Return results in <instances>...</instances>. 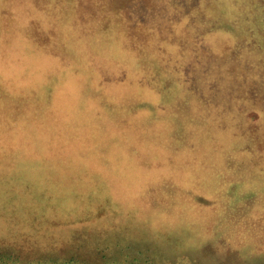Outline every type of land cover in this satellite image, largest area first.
<instances>
[{
  "label": "rangeland",
  "instance_id": "374dc122",
  "mask_svg": "<svg viewBox=\"0 0 264 264\" xmlns=\"http://www.w3.org/2000/svg\"><path fill=\"white\" fill-rule=\"evenodd\" d=\"M263 11L0 0V251L264 264Z\"/></svg>",
  "mask_w": 264,
  "mask_h": 264
},
{
  "label": "trees",
  "instance_id": "16d2710c",
  "mask_svg": "<svg viewBox=\"0 0 264 264\" xmlns=\"http://www.w3.org/2000/svg\"><path fill=\"white\" fill-rule=\"evenodd\" d=\"M261 16L262 19H264V11L262 12ZM50 260L42 261L40 259L34 258L22 259L21 256L16 253L0 251V264H88L85 261L79 259L78 257H69L62 260Z\"/></svg>",
  "mask_w": 264,
  "mask_h": 264
}]
</instances>
